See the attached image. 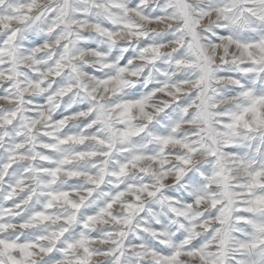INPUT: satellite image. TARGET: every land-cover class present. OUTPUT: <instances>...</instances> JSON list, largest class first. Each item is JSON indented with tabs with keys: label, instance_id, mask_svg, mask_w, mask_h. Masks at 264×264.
<instances>
[{
	"label": "snow or ice",
	"instance_id": "6c2138e0",
	"mask_svg": "<svg viewBox=\"0 0 264 264\" xmlns=\"http://www.w3.org/2000/svg\"><path fill=\"white\" fill-rule=\"evenodd\" d=\"M0 264H264V0H0Z\"/></svg>",
	"mask_w": 264,
	"mask_h": 264
}]
</instances>
